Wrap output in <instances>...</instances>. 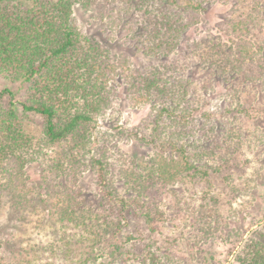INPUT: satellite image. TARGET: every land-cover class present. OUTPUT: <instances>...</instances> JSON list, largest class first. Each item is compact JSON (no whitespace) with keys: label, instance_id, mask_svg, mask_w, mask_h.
Returning a JSON list of instances; mask_svg holds the SVG:
<instances>
[{"label":"trees","instance_id":"1","mask_svg":"<svg viewBox=\"0 0 264 264\" xmlns=\"http://www.w3.org/2000/svg\"><path fill=\"white\" fill-rule=\"evenodd\" d=\"M213 2L230 5L224 41L209 35L185 42ZM75 7L97 19L100 33L119 34L121 52L77 30ZM129 52L146 58L148 67L135 66ZM191 63L198 68H187ZM198 70L204 90L223 88L227 106L213 123L194 101ZM0 79L20 92L16 99L12 90H0V208L6 196L22 222L38 193L60 230L43 252L0 242L14 264H39L45 256L51 260L45 264H121L122 257L131 264H179L170 255L174 240L158 246L154 239V219L167 193L177 201L173 216L196 211L195 223L206 227L217 216L218 193L210 191L219 176L233 182L220 174L237 167L241 146L229 144L241 137L226 127L246 110L249 88H264V7L248 0H0ZM117 86L133 108H146L141 124L118 135L154 153L122 154L113 165L108 140L95 131ZM32 116L40 119L38 138L26 131ZM32 163L42 169L36 181L26 171ZM186 183L206 187L197 207L180 197ZM133 220L148 228V239L138 229L135 237L126 233ZM200 234L193 247L209 240L207 230ZM244 236L229 250L230 264H264V222Z\"/></svg>","mask_w":264,"mask_h":264},{"label":"rangeland","instance_id":"2","mask_svg":"<svg viewBox=\"0 0 264 264\" xmlns=\"http://www.w3.org/2000/svg\"><path fill=\"white\" fill-rule=\"evenodd\" d=\"M249 4H260L264 7V0H248ZM230 5H222L220 2H213L207 7V11L203 14L199 25L195 29L189 30L185 36V42L193 43L209 39L210 36H220L221 41H224L223 22L230 16ZM240 10V9H239ZM239 14V12L237 13ZM233 17L236 14L231 13ZM72 25L82 34L91 36L96 40L117 44L119 34L113 32L107 34L100 33L97 19L93 18L92 14L85 13L80 7H75L72 17ZM107 31V30H106ZM110 34L109 38H106ZM210 35V36H209ZM193 41V42H192ZM184 49L185 43L183 44ZM119 46L113 48L116 53L121 52ZM121 49H126L122 47ZM129 57L135 66L146 69L149 61L138 54L129 52ZM156 65L155 63H152ZM187 68L192 67V63L186 64ZM198 68L193 66L192 68ZM201 82L197 81L192 86L193 91L197 94L198 100H194L198 106H202V111L205 112V117H209L210 122L221 119V112L227 106L224 101V96L221 94L223 88L221 85H206V90L202 87L204 81L203 71L198 70ZM10 89L16 99L20 97V92L17 87L9 85L4 80L0 79V90ZM250 94L245 99L246 110L237 120L230 122L226 130L229 129L240 135V139L229 143L232 145L235 142L240 143L239 154L233 162L236 168L222 172L220 175H228L232 177L231 183H223L222 176L217 177V184H213V189L210 194L218 193V206L216 207L217 216L210 221L208 227L204 224L197 225L193 218L196 211L190 213L185 211L184 215L173 216V211L177 207V201L174 200L170 193H167L164 198V204L161 207V213L154 219L155 226L158 228L154 239L158 246L165 245L166 241H173V247L170 248V255L174 262L179 264H205L203 258L207 259V264H230L232 256L229 250H235L238 244V236L243 237L249 235L255 229H258L261 223L264 222V88L260 85L250 87ZM128 93L122 86H117L114 89V96L111 108L104 114L103 117L97 120L95 136L97 139L103 138L108 140L110 153V163L117 165L118 156L125 154L131 157L139 155H150L154 150L139 147L133 140L128 137L118 135V132L131 130L136 127L141 119L145 116V106H136L133 108L127 100ZM252 100V101H251ZM202 118V117H200ZM27 121V132H30L38 138L39 123L38 117H30ZM217 123V122H216ZM232 135V134H231ZM98 142L94 141L93 146ZM234 147V146H231ZM232 162V163H233ZM239 168V169H238ZM238 169V170H237ZM42 171L39 164L32 163L26 169L31 179L36 181L38 171ZM90 180L87 177L85 183ZM235 188V190L231 188ZM206 187L203 185H192L186 183L181 186L180 197L186 202L194 204L196 207L203 201V192ZM34 196L35 208L23 214L24 221L19 222L12 214L9 207V200L6 196L2 197L0 208V242L10 241L12 247H22L23 249L34 248V250L44 251L49 243L60 237L58 226L52 225L43 209L42 203L39 202V197ZM43 195V193H42ZM184 201V202H185ZM136 220L130 222V225L125 229L126 233H134L138 229L146 239L148 236V228L146 226H137ZM200 228H203L209 233V240L200 242L197 246L191 244L201 236ZM244 236V237H245ZM137 249L140 251V241H137ZM131 243V242H130ZM133 243V242H132ZM1 247L0 249V264H14V261L9 254L10 250ZM130 248V247H129ZM131 249V248H130ZM232 253V252H231ZM230 255V256H229ZM46 257V256H45ZM41 258L39 264H45L50 261L48 258ZM213 258L214 262L210 260ZM131 264V261L121 258L120 263Z\"/></svg>","mask_w":264,"mask_h":264}]
</instances>
